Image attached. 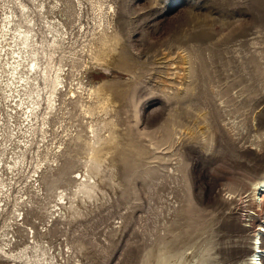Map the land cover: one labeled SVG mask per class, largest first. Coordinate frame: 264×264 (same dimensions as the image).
<instances>
[{
  "label": "rangeland",
  "instance_id": "1",
  "mask_svg": "<svg viewBox=\"0 0 264 264\" xmlns=\"http://www.w3.org/2000/svg\"><path fill=\"white\" fill-rule=\"evenodd\" d=\"M5 15L31 19L64 86L49 110L42 90L31 135L3 102L1 246L37 264H251L259 233L264 251V0H0Z\"/></svg>",
  "mask_w": 264,
  "mask_h": 264
},
{
  "label": "bare ground",
  "instance_id": "2",
  "mask_svg": "<svg viewBox=\"0 0 264 264\" xmlns=\"http://www.w3.org/2000/svg\"><path fill=\"white\" fill-rule=\"evenodd\" d=\"M17 4L19 5L21 10L23 9V12H24V8H25L24 4H22V3H17ZM12 14H14V13H12ZM9 17L10 16H6L5 17L6 22L3 21L4 24H1L2 27L0 26V110H2V105L4 102V103H6L7 109H9V110L14 109L16 112H18V111L23 112V115H25L26 121L29 123V122H32L33 119H35L38 115V109L40 108V103L43 100L41 98L42 97L41 92L43 89H44V91H46V95H47L45 98L46 108L49 110L55 106L56 98L58 97L60 89H62L64 86L63 85L64 73H63L61 66H59V65L54 66V65L50 64V62H49L50 60L47 59L48 55L46 56L47 53L44 51V48H45L44 47V41H46V40H43L44 38L42 39L40 37L42 40L37 42V40L34 39L36 35L33 33L32 29L29 27L31 19H29V18L27 19L26 17H24L26 19V21L25 20L24 21L27 23L28 27H26V26L23 27L20 24V21L15 22V20L13 18L9 19ZM11 17H14V16L11 15ZM7 31H9V32L13 31V33H12L13 36L10 38V41L8 43L3 45V43L7 42V40H6V36H8L6 34ZM12 34L10 33V35H12ZM54 39H55V37H54ZM54 43L56 44V41ZM45 46H46V43H45ZM41 84H42V86H41ZM60 93H62V92H60ZM90 93L93 95L95 92L93 89H90ZM71 95L74 96L72 91H71ZM12 104H13L14 108L11 107ZM12 112H13V110H12ZM2 116H4V115H2V113L0 112V129L2 126L5 129L6 123H5L4 119L2 120V118H3ZM10 119H11V117H10ZM1 120H2V122H1ZM28 126H29V128H28L27 133L29 132L28 134H30V133L32 134L33 129H34L33 128V122L31 125H28ZM34 130H36V129H34ZM8 131H9V129H8ZM19 133L24 134V133H26V130L24 131L23 129H21L19 131ZM91 133H93V130L91 131ZM10 137H11V135H10ZM30 139H32V138H30ZM29 141H31V140H29ZM22 143H23V148H25L24 146L29 145V143L22 142V141L19 144H22ZM92 144H94V143H92ZM28 147L29 146H27L26 148H28ZM18 158H19V156H18ZM14 161H16V159ZM22 162H24V160ZM16 165H18V163L16 164V162H13V164L9 163L6 166V169L10 170L12 167H15ZM37 168H38V164L36 165L35 169L33 171H31L33 173L32 175L35 176L34 178H36V176H38ZM29 175H31V174H29ZM32 177H31V181H32ZM79 177H81V176H79ZM7 186L8 185L5 183L4 178H2V173H1L0 174V187L3 188V190H2L3 192L1 191L2 193L0 192V194L4 197V200L5 199L7 200L10 197V196H8L10 194V192L8 190L9 188L8 189L6 188ZM257 187L258 188L256 190L257 191L256 196H258V199H259V196H262L261 194L259 195V193L264 191V181L258 183ZM7 193H9V194H7ZM16 198L14 200L15 206L13 207V212H11V214H12V216H14L13 215L14 212H17V214L15 213L16 214L15 217L19 216V219H21L20 213L18 212V209H17L18 207H16V206L20 205L21 200L19 198L18 199H16ZM59 198L62 199V196L60 195ZM0 202H2V201H0ZM4 203H6V202H4ZM9 204H10V202H9ZM1 206L4 207L5 205H1ZM2 207L0 208V212L2 210ZM261 229H264V222L261 225ZM260 232L264 233V231H260ZM28 233H30V234H28L29 236L32 235L33 231L31 229V227H29ZM31 239H32V236H31ZM254 241H255V243L253 244V251L250 255V263L251 264H261V254L264 251H262V249L260 247V235H259V233L256 234ZM33 243H34V241H33ZM4 244L5 245H3V246L0 245V257L3 259H6L8 261H11L13 264H15V262H17V264H37L38 261H40L38 258H36L37 256H35V258H34L33 256L27 254L26 252L23 253V249L18 251L19 253H23V254L18 255L17 253H13L10 248L9 249L5 248V247L9 246L8 240ZM36 248H37L36 245H34L32 248L30 247V249H33L34 251L38 250ZM22 257H24V258H22ZM22 260H24V261H22Z\"/></svg>",
  "mask_w": 264,
  "mask_h": 264
}]
</instances>
